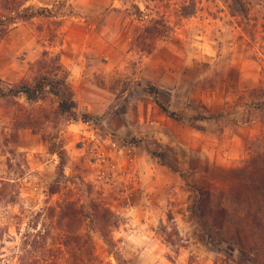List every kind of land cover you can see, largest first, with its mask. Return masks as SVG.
<instances>
[{
    "label": "rangeland",
    "instance_id": "obj_1",
    "mask_svg": "<svg viewBox=\"0 0 264 264\" xmlns=\"http://www.w3.org/2000/svg\"><path fill=\"white\" fill-rule=\"evenodd\" d=\"M11 1L0 88L47 87L0 98V264H264V0Z\"/></svg>",
    "mask_w": 264,
    "mask_h": 264
},
{
    "label": "trees",
    "instance_id": "obj_2",
    "mask_svg": "<svg viewBox=\"0 0 264 264\" xmlns=\"http://www.w3.org/2000/svg\"><path fill=\"white\" fill-rule=\"evenodd\" d=\"M10 8H7L10 11V15L7 19H10V23H16L17 20H23V21H27V20H31L33 18H35L37 16V11H33L31 8L29 7H25V2L24 0H12L11 4L9 6ZM241 13H244L243 10H241ZM2 22V18H0V24L3 25ZM2 25H0V27H3ZM9 26V24H7ZM6 25V26H7ZM8 28H3L1 35H0V41L5 37V35L8 33ZM58 83V84H57ZM54 85V84H53ZM56 85H58V87L54 88V90H51L50 93L54 94L56 96H65V94L67 93L68 95L66 96V99H61V101L59 102V111L62 113H66V112H72L74 109V102H73V98H72V94L71 92H69V88L67 86V83L64 80H58L56 82ZM47 84L42 82V80H35L32 84H28V83H22V84H17V85H12L10 86V88L8 89V91L6 92L5 90H3L2 88H0V98L1 99H5L8 97H19L24 95L27 99V101L29 102H37L38 100L42 99V97L45 94V90H46ZM60 87V88H59ZM150 93L152 95H154V97L156 98V103L157 105L160 107V109L167 114L169 117L178 120V121H183V118L178 115L176 112H172L170 111L167 107H165L163 104H161L159 102V100L157 99L158 96V92L157 90L151 89ZM195 120L198 121H202V120H206L208 118H206L205 116H197L196 118H194ZM192 122V120H191ZM194 125V124H193ZM204 226V224H203ZM205 231L207 232L208 235L211 236L212 239V232L210 231V229L205 226ZM41 235V234H40ZM40 235H37V243H38V239H41ZM66 239H76L78 241H80V239L82 240V237L80 236H74V237H70V236H66ZM88 240L87 238L85 239V246L88 245ZM36 245V244H35ZM68 242L65 241V244H63V246L69 248ZM34 246V244H33ZM39 248H37V251ZM56 253L59 257L58 260H56L55 258H51L54 256H49L51 248L44 249V253L42 256H37L35 258H33L30 254H25L24 256L21 257L20 259V264H63L62 263V259L64 256V252L62 250V248H58L55 249ZM87 253V252H86ZM88 264H99L94 262V260H89Z\"/></svg>",
    "mask_w": 264,
    "mask_h": 264
}]
</instances>
